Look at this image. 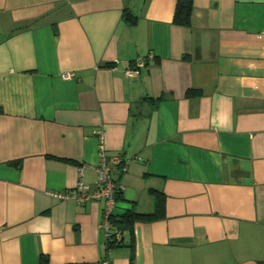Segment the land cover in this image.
Wrapping results in <instances>:
<instances>
[{
	"label": "crops",
	"instance_id": "0c3cea01",
	"mask_svg": "<svg viewBox=\"0 0 264 264\" xmlns=\"http://www.w3.org/2000/svg\"><path fill=\"white\" fill-rule=\"evenodd\" d=\"M176 2L0 0V264L264 262V0Z\"/></svg>",
	"mask_w": 264,
	"mask_h": 264
},
{
	"label": "trees",
	"instance_id": "16d2710c",
	"mask_svg": "<svg viewBox=\"0 0 264 264\" xmlns=\"http://www.w3.org/2000/svg\"><path fill=\"white\" fill-rule=\"evenodd\" d=\"M192 1L193 0H177L175 6V12L173 16V23L180 26H189L191 20V8H192ZM125 9L123 15L125 19L129 23H133L134 20H130L129 12ZM119 185L117 184V189ZM120 190V189H119ZM154 194V203H155V210L152 213H139L135 211L134 208H130L125 210L122 214L117 216H112L111 223L114 227L110 238H108L107 243L109 247H120L123 243V233L126 231L131 233L132 227L134 223L139 220H150L158 215L162 214L163 212V202L161 199L162 194L156 191H152ZM115 199L120 198L121 192L116 194ZM119 234V236H117ZM131 241L129 242V246L131 245ZM42 264H46V260L42 261ZM264 264V262H261Z\"/></svg>",
	"mask_w": 264,
	"mask_h": 264
},
{
	"label": "built area",
	"instance_id": "2783aa9c",
	"mask_svg": "<svg viewBox=\"0 0 264 264\" xmlns=\"http://www.w3.org/2000/svg\"><path fill=\"white\" fill-rule=\"evenodd\" d=\"M142 67V63H138L136 66V69H128L125 71V75L127 77H133L136 76L140 69ZM114 163L118 164V160L115 159L113 161ZM98 172V181L99 185L101 186L100 191L96 193V197H104L107 201V209L105 212L104 217V227L105 230L108 232L107 237L110 238L111 234V225H110V218H111V211L115 203V196L120 191V187L117 189V185L111 180L108 169L104 164L97 169ZM87 186H84L82 184H79L77 187V191L80 193L79 197H75V200L79 203L84 202V200L87 198L88 194L86 193ZM70 196H64V198H68ZM119 236V234L117 235Z\"/></svg>",
	"mask_w": 264,
	"mask_h": 264
}]
</instances>
